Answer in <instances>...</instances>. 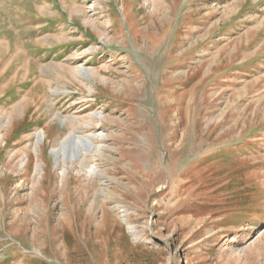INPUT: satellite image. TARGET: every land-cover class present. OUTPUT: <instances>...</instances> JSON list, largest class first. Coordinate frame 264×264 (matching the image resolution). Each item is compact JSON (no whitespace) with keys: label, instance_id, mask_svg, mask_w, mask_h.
Wrapping results in <instances>:
<instances>
[{"label":"rangeland","instance_id":"rangeland-1","mask_svg":"<svg viewBox=\"0 0 264 264\" xmlns=\"http://www.w3.org/2000/svg\"><path fill=\"white\" fill-rule=\"evenodd\" d=\"M0 264H264V0H0Z\"/></svg>","mask_w":264,"mask_h":264},{"label":"bare ground","instance_id":"bare-ground-1","mask_svg":"<svg viewBox=\"0 0 264 264\" xmlns=\"http://www.w3.org/2000/svg\"><path fill=\"white\" fill-rule=\"evenodd\" d=\"M154 14L152 15V17H155L156 15L159 14V10H154ZM96 12V11H95ZM138 36H137V39H135V45L137 46V48L139 50H142L141 49V43L140 41H138ZM144 47V46H143ZM146 48V47H145ZM7 49V47H6ZM9 49V47H8ZM16 56V55H15ZM10 66V65H9ZM79 69V68H78ZM8 73V72H7ZM76 74H83V76H87L88 78H92L94 79L95 77V73L91 72V71H88L86 70L84 67L82 69H79L78 70V73ZM100 76V75H99ZM94 116V115H93ZM14 115L11 116L10 118L13 119ZM13 121V120H12ZM66 124L68 123V121L65 119ZM94 123V122H93ZM164 123V122H163ZM73 124V123H71ZM73 126V125H72ZM68 128H70V123H68ZM71 129V128H70ZM133 131H136L133 130ZM234 131L233 128H231L229 131H227L225 134L223 135H220L218 137V139L224 137V136H228L230 135L232 132ZM210 135V134H209ZM100 138L99 135L97 134H91V135H80L79 132H77L76 130H71L70 133H68V136H66L65 138H63L62 140H60L58 143V146L56 148H54L52 150V153L54 155V157L56 158V162L57 164L59 165H63L65 166L68 162L74 164V163H78L80 165H85L87 164V162L89 161L90 158H93V157H97L98 156V153H100V149H99V145H97L98 143H96V141ZM122 141L123 140H126V141H134L135 140V137L134 135L131 133V131L125 133V135L120 138ZM169 138H167V141L164 142V143H167L169 142L170 144L167 146L166 145V149L169 148V151L172 152V157L175 158L174 156H177V155H187V154H191V153H195V152H199L201 151V148L199 149H195V151H188L187 147L189 146L190 144V140L191 138H189V135L188 133L187 134H183V136L181 137V140L179 141V145H178V148L179 147H183L181 148L180 150H178L177 148V143H176V139L175 136H171V139L168 141ZM193 140H197V136H195L194 138H192ZM207 140V139H206ZM165 141V139H164ZM217 141V140H216ZM41 142V136H39L38 138L36 137V145L35 146H38L39 143ZM163 143V144H164ZM204 144V143H203ZM202 145V144H201ZM204 147V146H203ZM174 148V149H173ZM173 149V150H172ZM123 150V149H121ZM127 151H130V152H133V153H141L135 146L134 148L131 147L130 149H127ZM177 154V155H176ZM182 156V157H183ZM175 162V161H174ZM140 164V163H139ZM173 164V163H172ZM89 166H87L88 168ZM89 170L91 171V168H89ZM93 171V170H92ZM188 171V168H185L181 171V173L179 174V180H181V178H183L185 175H186V172ZM91 173V172H90ZM152 175V174H151ZM159 177L160 175H158L156 177V181H159ZM239 192V191H238ZM237 192V193H238Z\"/></svg>","mask_w":264,"mask_h":264}]
</instances>
